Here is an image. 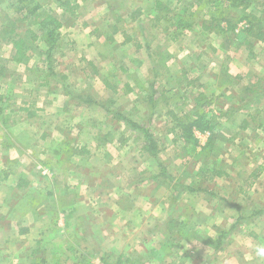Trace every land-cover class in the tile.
Instances as JSON below:
<instances>
[{"label":"rangeland","instance_id":"obj_1","mask_svg":"<svg viewBox=\"0 0 264 264\" xmlns=\"http://www.w3.org/2000/svg\"><path fill=\"white\" fill-rule=\"evenodd\" d=\"M155 1L0 0V264H264V44L229 0H160L191 25L172 41ZM46 15L62 23L49 60ZM199 93L217 128L184 145L172 114ZM112 113L150 129L171 180Z\"/></svg>","mask_w":264,"mask_h":264},{"label":"trees","instance_id":"obj_2","mask_svg":"<svg viewBox=\"0 0 264 264\" xmlns=\"http://www.w3.org/2000/svg\"><path fill=\"white\" fill-rule=\"evenodd\" d=\"M21 4L25 3V0H19ZM58 3V6L61 7L64 11L70 10V2L69 0H54ZM205 0H194V3L199 5L200 2H203ZM208 5H215V2L217 0H206ZM229 4L224 8H227L230 12H237L238 14H241L242 18H240L241 22L245 21L246 24L243 26V30L246 32L247 35L253 37L254 40L259 41L260 43L264 44V27L262 26L264 22V2L261 4L262 9H260L257 14H254L252 10L249 11L250 5L252 4V1L250 0H229ZM155 10L159 13L162 11L165 14L163 16H156L155 20L160 21L161 19L166 20L167 23L170 24L171 28L173 29L175 36L171 39L172 41H175L176 37L178 35H182V33L185 30H189L191 25L188 22V20L184 19L179 14H174L171 18H169V14L173 13V10L169 8V4H165L164 2L160 0H156L155 2ZM25 12V17L33 16L34 13L37 12L36 7H32L29 10H26L23 8V6H20L16 8V13ZM215 23V18L213 16L210 19V23L207 24V29H213ZM225 25L222 27H219L218 29L222 32L229 28V22H224ZM33 25H36L38 27V31H40L44 35L43 43L45 44L46 50L45 55L46 59H50L52 52L57 47L56 43L58 41V31L62 27V23L57 20L55 17L46 15L42 20L40 21H34ZM216 27V26H215ZM234 26H231L230 29L232 30ZM229 29V31H231ZM165 31H168V28L165 29ZM25 34H29L30 40L32 42H36L39 38L38 34L36 32H33L32 30H26ZM122 36L124 38L123 44L129 43L130 37L127 36V34L123 31ZM12 43V47L14 49V55L12 57V61L20 64L24 60V54L22 52V47L24 46V41L22 38H15L10 40ZM108 41L112 42V39H108ZM191 84V83H189ZM167 90H164L166 92ZM153 95H151V98ZM76 100H78V105H84V106H90L92 104H95V102L89 97V96H76ZM208 102L206 101V96L203 93H199L198 96L194 99V111L191 113H187L183 115L180 118H177L174 114H172V117L174 121L176 122V126L170 130L169 133H173L175 129H177V132L174 133V137H177L181 140V142L184 145H188L190 143L196 144L197 138L196 133L199 134H214L217 128V123L214 119H210L207 117L205 113H203L201 110H203L207 106ZM112 117L115 119H118L122 121L126 127L136 134L139 135L142 147L141 150L144 152L148 157H150L152 160L156 162L157 168L159 170L158 177L170 179L169 175L167 174L166 167L160 162L159 160V154H160V146L158 144V141L156 140L153 133L150 131L148 127L145 125L139 124L135 122L134 120L123 116L119 113H112ZM245 124V122H243ZM247 126V124H246ZM249 126L243 128H248ZM244 130V129H243ZM83 151V150H80ZM83 153V152H80ZM171 180V179H170ZM189 192H193L195 190L191 188H186ZM264 214V208L261 210H257L254 213V216L256 215H262ZM228 235V232L221 231L218 239L216 240L215 244V251L221 250V245L223 242V239L226 238Z\"/></svg>","mask_w":264,"mask_h":264},{"label":"clouds","instance_id":"obj_3","mask_svg":"<svg viewBox=\"0 0 264 264\" xmlns=\"http://www.w3.org/2000/svg\"><path fill=\"white\" fill-rule=\"evenodd\" d=\"M257 255L260 257H264V247H261L258 249Z\"/></svg>","mask_w":264,"mask_h":264}]
</instances>
